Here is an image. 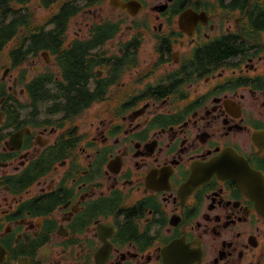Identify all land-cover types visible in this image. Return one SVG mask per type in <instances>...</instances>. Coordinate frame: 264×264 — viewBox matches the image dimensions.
<instances>
[{"label": "flooded vegetation", "instance_id": "obj_1", "mask_svg": "<svg viewBox=\"0 0 264 264\" xmlns=\"http://www.w3.org/2000/svg\"><path fill=\"white\" fill-rule=\"evenodd\" d=\"M259 195L264 0H0V264H264Z\"/></svg>", "mask_w": 264, "mask_h": 264}, {"label": "trees", "instance_id": "obj_2", "mask_svg": "<svg viewBox=\"0 0 264 264\" xmlns=\"http://www.w3.org/2000/svg\"><path fill=\"white\" fill-rule=\"evenodd\" d=\"M7 32H9V27H5ZM92 64L89 60L84 59L79 66L75 58H72L70 60V69L67 72V80L64 81V88L67 91V96H64L67 98V104L74 107L79 103V99L81 98H87L89 94L85 90L84 84L89 78L90 75V69ZM82 68V69H81ZM81 69L79 73L77 71ZM78 74H81V77H78ZM62 85H60L61 88ZM77 88H81L82 92L77 95L75 90ZM58 95H50V98L57 97ZM60 102V101H59ZM61 104V103H59Z\"/></svg>", "mask_w": 264, "mask_h": 264}, {"label": "water", "instance_id": "obj_3", "mask_svg": "<svg viewBox=\"0 0 264 264\" xmlns=\"http://www.w3.org/2000/svg\"><path fill=\"white\" fill-rule=\"evenodd\" d=\"M260 190H262L261 193H263V188H262V189H259L258 192H259ZM263 197H264V196H260V195L258 196V198H259V200H260V204H261V206H262V208H263V210H264V200H263Z\"/></svg>", "mask_w": 264, "mask_h": 264}, {"label": "rangeland", "instance_id": "obj_4", "mask_svg": "<svg viewBox=\"0 0 264 264\" xmlns=\"http://www.w3.org/2000/svg\"><path fill=\"white\" fill-rule=\"evenodd\" d=\"M44 13V12H43ZM45 14V13H44ZM70 33V32H69Z\"/></svg>", "mask_w": 264, "mask_h": 264}]
</instances>
